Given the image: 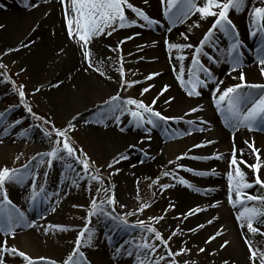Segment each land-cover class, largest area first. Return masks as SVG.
<instances>
[{"label": "snow or ice", "instance_id": "snow-or-ice-1", "mask_svg": "<svg viewBox=\"0 0 264 264\" xmlns=\"http://www.w3.org/2000/svg\"><path fill=\"white\" fill-rule=\"evenodd\" d=\"M164 5V17L169 21L170 24H174L177 20L180 23L191 19L192 16H197L196 20H193L188 27V33H180V36L185 43L170 42L168 39L164 40L169 52L172 50H191L190 67L187 69V79L185 63L184 61L189 59L188 56L178 55L175 60L179 62L178 68L174 65L173 71L177 73L176 79L179 82L181 88L186 92L188 97H199L202 92L201 89L209 88L211 85V97L212 103L217 111L221 113L224 118L225 126L230 127L235 131L239 130L240 127H244L249 131L254 129L264 130V84H249L246 82L245 74L243 71H239L238 76L232 77L238 79L240 83L225 86L223 80L214 79L212 70L205 65L201 57L206 58L208 62L212 64H218L221 62L220 58H214L208 52L205 51L207 47H213V37L216 32L219 31L225 37H228L232 42L228 45L226 62L230 63L231 71L236 72L241 63L243 53L240 51L242 47V41L239 38V32L236 29V25L232 19L229 18V12L235 11L239 13L242 9H246L250 0H160ZM62 5L64 13L66 33L69 38L80 51L82 63L84 64V71L97 72L101 77L111 80L112 77L106 76L105 71L102 70L103 61H96L94 59L93 51L90 47L91 43L101 36H111L113 32L126 27H151L159 23V21L150 18L149 14L145 9L135 5L131 0H59ZM144 5H148L149 0H143ZM261 4H264V0H260ZM3 5H0L2 8ZM31 7H37L35 3ZM134 14V19H129L128 12ZM251 16V28L250 35L256 36L258 33L264 39V6L253 7L250 13ZM214 18L210 27L203 33L202 38L199 39L198 43H191L189 41L190 34L193 29L201 27L202 21H207L208 18ZM138 21H142L138 25ZM35 30V29H33ZM171 32L172 29L168 28ZM136 35H139L137 33ZM135 39L134 35H129L121 40H118L116 47L111 48L113 52H121V46L129 40ZM32 41L31 43H34ZM23 47H29V44H23ZM9 51H19V49H9ZM264 52V47L257 49L258 62L262 67L260 68L261 74L264 75V55L260 53ZM108 59H111L109 57ZM120 67L116 69L119 73V79L115 81L118 85L116 94L109 96L103 101L101 105H98L99 115L101 119H104L106 113L108 116L113 118L117 124H119L121 117L128 115L131 117V123L136 128L144 129L146 133V139L151 140L150 133L151 128H157L161 126V122L167 124L169 121H177L182 117H172L163 114L161 111L156 109L157 101L161 96L164 95L169 89V85H163L161 90L157 93L150 103H145L143 99L134 97H122L121 91H126L128 88L133 87L139 81H128L126 79V73L124 71L123 56L118 58ZM6 67L0 64V68ZM203 74V75H202ZM159 72L150 73L145 77L146 80H152L154 77L159 76ZM231 75V72L228 73ZM62 83V82H61ZM51 87H59V84H52ZM150 87H144L139 95L144 96L145 93L150 91ZM244 89H253L259 92L256 96L253 92H246ZM15 90L18 93L20 104L23 105L25 110L30 113L34 119L43 120L42 117L37 116L32 112L31 106L25 101L24 86H15ZM35 91H40L37 87ZM174 97H169L164 100L165 104H171ZM199 107H192L189 113H196L200 111ZM3 114L0 113V116ZM73 119H76L74 117ZM45 124H50V121L44 120ZM19 120L16 124H20ZM187 123L192 124L193 121L189 120ZM201 124L206 125L208 122L205 120L200 121ZM146 125H150L151 128H145ZM75 130V124L71 121L68 126L64 129H58L55 125H51V130H43L45 137L49 138L51 147L50 150L45 153H40L38 156L41 161L47 157L46 165L51 168L53 162L56 160H64L66 157L75 161L76 164L81 166V170L88 180L95 181L101 186L104 184V180L98 174H92V168L94 162L83 152V149L77 150L71 143L68 133ZM124 131L123 128L120 129ZM199 131H205V128L201 127ZM190 134V133H186ZM55 139H52V137ZM145 139H139L138 144L143 145ZM215 143V141L209 140L207 144ZM244 144L250 150V154L254 157L255 163H248L243 159L244 150H239V159L237 156V149L235 147V136L233 135V144L228 160L229 171L227 172L228 181V202L236 207L237 204L242 206V210L239 211L236 219L240 223L241 228L246 227L245 236L249 233L252 236L260 235L264 237V231L261 226H264V194H250L246 190L253 189L258 186L264 190V161L261 160V152L255 146V142L245 140ZM205 144H197L194 147H204ZM131 149H136L137 144L129 146ZM144 152L145 159H141L139 163L143 164L146 159L151 158L146 150L143 148L139 149ZM79 151V156L76 155ZM187 154L178 155L175 161H169V163L176 164V169H182L188 172H193L191 168H184L183 165L177 163L186 157ZM129 155L120 154L118 157H114L111 162L108 163L107 167L112 169L115 165L120 164L122 161L129 160ZM222 159L223 154H217L214 157H191V159ZM33 157V160H36ZM247 168L252 172L253 179L250 181L246 172L242 169ZM72 166L69 165V168ZM131 167H136L135 164ZM25 169L28 165L24 166ZM119 168H116L115 172H109V177L118 174ZM195 175L204 176L208 175L206 172H195ZM214 174V172H213ZM163 176H171L177 180V183L188 188L192 185L184 178L177 177L175 171H164ZM43 176L47 178L48 172L45 171ZM23 175L21 170L10 169L8 167H0V233L3 236L15 237L16 229L22 227L29 228H40L35 221H30L25 212L21 211L16 204L9 198L8 191L6 190V183H22ZM159 178L152 180V185H156ZM75 183V181H74ZM111 184V181L109 180ZM139 181H137V184ZM151 186V185H150ZM175 184H160L161 191L167 190L170 187H175ZM32 191L30 193V200L35 202L41 193L45 192L43 186H39L36 183L34 177L31 183ZM111 188L114 189L115 185L111 184ZM38 189V190H37ZM101 188H97L99 193ZM105 193L104 199L99 197H92L90 200V208L87 211V224L82 231H79L75 238L73 248L61 264H91L87 259L85 252L82 247H91L96 239V234L93 229L88 225L91 224L92 217H106L116 223L118 227L139 229V242L134 237L132 241H126L124 244L114 248V253L117 256L127 254L128 256L135 255L137 264H180L177 257L186 255L192 251V249L181 246L179 250H174L171 247V241L174 237L183 235L182 229L177 227L172 230L170 234L165 237L164 234L158 230L155 226L160 221L164 220L165 215L169 210H174L175 203L169 201L168 207L163 210L164 215L149 217L148 221L137 219L135 223H129L128 218L136 216L138 217L144 211L151 207L149 203H138V207L133 211H126L123 214L116 212L118 201L115 197V192L112 191L111 195H108L109 189H103ZM199 191V189H196ZM58 195V193H57ZM235 197V199H233ZM99 200V202H98ZM249 202H255L253 206H248ZM218 203V202H217ZM216 207V204L210 205ZM73 207H77L73 205ZM120 208H125V205H119ZM203 208H190L186 213H181L180 216L174 217L176 220H186L190 216L197 215L201 211H205ZM52 211H56V208H52ZM215 219V218H213ZM208 224H212L213 220H208ZM205 227V224H199L195 228L189 229V232L195 233L199 229ZM58 230L61 232L68 231L67 227L61 225L48 224L47 228L44 229L47 234L49 231ZM222 235L220 231L210 235L205 241V245L210 244L218 236ZM186 241L182 242V245H186ZM228 244L227 241L221 245L225 247ZM245 244L248 246V259L250 264H264V249H261L259 245L253 246V243L249 240H245ZM131 245V248L128 247ZM133 249L135 251H133ZM198 251L203 253L206 251L205 247H199ZM6 255H12L23 259L25 264H57L55 260H50L45 257H39L33 259L30 255L26 254L22 250H18L15 246H10L7 240H0V264H6ZM184 264H189L188 261H184ZM224 264H228L227 261Z\"/></svg>", "mask_w": 264, "mask_h": 264}, {"label": "bare ground", "instance_id": "bare-ground-1", "mask_svg": "<svg viewBox=\"0 0 264 264\" xmlns=\"http://www.w3.org/2000/svg\"><path fill=\"white\" fill-rule=\"evenodd\" d=\"M33 3H35L37 7H31ZM0 5H3V7L0 8V22L7 25L5 29V36H7L5 39L6 43H10L14 40L19 25L32 20L40 23V25L36 26L38 31L36 30L33 33L29 32L28 35L32 34L25 38L27 40L29 39L28 41L12 45L9 49L18 48L19 51L15 52L19 53L27 49V47L24 48L22 46L23 44H30L32 40L35 41L33 46L42 52V55H40L42 60L49 62L54 60V63L58 66L61 81L57 82V84L60 82L62 83L59 84V87H55L57 91L63 93L65 96L77 95L78 97L83 98L89 104V110H92L99 103V100L96 102L98 97H93L90 92L96 90L100 95L109 96L116 94L118 85L115 81L117 78L111 60L108 59L109 48L101 41H97V43L92 42L90 45L94 54V59L96 61H103L102 70L105 71L106 76L112 77L111 80L101 77L97 72L91 70L84 71L85 66L82 63L80 51L67 36L64 13L59 0H0ZM148 6L150 7L152 14L150 18L159 21L158 24L153 25L155 33L144 27H140V29H120L116 32V38L121 37V39H123L129 35L135 36V39L127 41V43L122 46L136 47V49H138V51H136L139 53L140 61L146 62L148 66L153 68L151 69V73H160L159 76L154 77L152 80H143L146 82V85L149 84L150 86H154L150 88L149 95H151V98L157 95L163 85H169L168 91L157 101L156 109L168 116L182 117V119L177 121H169L170 129H164L163 135L158 139H156L157 137L155 138L152 136L154 135V130L151 127H148L151 128L150 133H148V135L151 136L149 144L152 145L153 141H155L161 144L162 147V150L151 148L149 151L150 155L153 157V163H158L159 161V163H162L161 161L164 160L163 157H165V159H171L178 155L187 154L184 159L177 163L183 165L184 168H191L194 170L193 172H188L183 170V168L176 169V164L165 168L164 171H175L177 177L186 179L192 185L191 188L180 185L177 183L176 179L168 176L170 184H175L176 186L170 187V193L172 196L166 201V204L168 207L169 201H171L175 203L176 207L174 210H169L167 213L169 214V218L175 220V222L181 223L183 233H189V229L195 228L199 224H205L204 228L199 229L195 233H190L197 238L195 237L193 240H191V238L186 240V245H188V247H205L206 251L203 253L210 254L211 256L215 254L216 260L219 259L222 264H224L225 261H227L228 264H250L248 259V246L245 244V240L249 239L253 243V246L258 244L261 249H264V247L258 235L252 236V234L249 233L245 236L246 227H240L241 222L237 221L236 216L239 211L242 210V206L237 204L236 207H233V205L228 202V160L232 150L234 135L238 159L239 150L243 149V159L248 163L256 162L254 157L250 154V150L244 144L245 140H254L255 146L262 154L261 160L264 161V130L254 129L249 131L244 127H240L239 130L234 132L232 128L226 127L223 116L215 109L212 103L211 85L209 88L201 89L202 94L199 97H188L186 95V92L181 88L176 79L177 73L172 69L174 65L177 68L179 66V62L175 60L176 56H188L189 59L184 61L186 70L185 78L187 79V69L190 67L191 50H172L169 52L164 44V40L168 39L170 42L185 43L180 36V33L183 32L187 34L189 24H191L193 20H196L197 16H192L191 19L184 23H180L177 20L174 24H170L163 15L164 5L160 0H149ZM259 6H264V4L260 3V0H250L246 9H242L239 13L234 10L229 12V18L238 22L237 31L239 32V38L242 41V47L240 50L244 52V56L241 58L242 63L236 72H232L230 63L226 62L227 48L232 41L217 31L222 39L217 45V53L215 54L217 55V58H220L221 62L218 64H210V69L214 74V79L224 81L221 88L240 83L238 79L232 78L238 76L239 71L244 72L247 83L264 84V75H262L260 71L262 66L259 65L257 53V49L264 47V41L261 39L262 37L259 33L256 36L250 35V29L255 31V29L251 28L250 13L253 7ZM49 10L50 13L55 16V21L53 23V20L51 21L50 19L37 16L39 13H45ZM213 19L214 18L210 17L207 21H202L200 28L192 30L189 41L187 42L194 44L198 43L199 39L202 38L203 33L208 27H210V23ZM168 28H171L172 31L169 32ZM12 30L15 32H13L15 36H10ZM137 33H139V35H136ZM32 36L34 39L32 38L30 40V37ZM260 55H264V52L260 53ZM202 58L203 57H201V59ZM204 61H206V59ZM229 72H231V75H228ZM252 90L253 89H244L246 92ZM253 94L258 96L259 92H253ZM169 97H174L175 99L172 100L171 104H165L164 100ZM192 107H199L201 110L196 113H191L190 115H185V113L190 112ZM202 110H207L208 112L202 116ZM127 120L128 117L121 118L119 124H117L113 118H109L104 123L106 129H98L91 123H89L91 124L89 126L93 128L89 129L92 133L101 137L100 141L107 146V152L118 155L125 151L128 146H130L131 142L142 138L146 140V133H143L142 129L136 128L135 125L131 123V120L128 122ZM189 120L193 121V123H187ZM201 120H205L208 123L206 125L201 124ZM201 127L205 128V130L210 128L211 132H213L212 135L207 138L203 133H195L193 134V137H198L200 141L192 143H189L188 141L182 143L176 138V133L179 132V129H183L186 132L189 130L201 132L199 131ZM121 128L124 129L123 132L120 131ZM162 137L168 139V141L161 140ZM209 140L215 141V143L207 144V141ZM197 144H205L206 146L194 147V145ZM170 151L171 154H169ZM221 153L223 154L222 159H191V157L194 156L214 157ZM241 167L251 181L253 179L251 170L243 168V165ZM151 168V165L148 167L143 166L141 168L137 166L134 168L130 167V176L133 180L139 175V169L141 176V172H143L144 175L150 172ZM195 172H206L208 175L199 176L195 175ZM262 173H264V169H262ZM68 180L69 177L64 176L63 174L54 178V188L59 189V191L57 190L58 195L56 193L50 198L48 204L49 207L52 205L51 203L59 204V194H62L63 183L58 182H67ZM195 186H201L202 189L205 188L207 190L195 192ZM127 190L128 194L130 193L129 196L134 194L132 189L130 190L128 188ZM246 191L250 194H264V190L260 189L258 186ZM18 199L19 197L16 201H18ZM233 199H235V197H233ZM212 204H216L217 206L211 207L210 205ZM254 204L255 202H249L248 206H253ZM197 207L206 210L199 212L197 215L190 216L186 220L181 219L178 221L174 219V217L180 216L181 213H186L190 208ZM217 209L218 211H216ZM215 212H219L220 216ZM216 217H218V220L214 223L216 219L213 218ZM50 218L51 215H49L48 219ZM210 219L213 220L212 224L207 223ZM108 221L112 222L106 217H95L92 223L100 222L99 224L102 225L105 224L104 222ZM46 222L47 220H44L42 223L38 224L41 226L40 228H29L25 226L16 229V235L22 240L20 242L21 247L23 246L29 250L28 243L32 241V243H34L39 238V233L46 226ZM109 228L110 225L108 224V226L101 229V231H105V233H102L108 237L107 242L111 240L110 236L115 232ZM261 228L262 231H264V226H261ZM120 229L123 231L125 230V228L119 227L118 231H120ZM211 231L212 233L209 234ZM217 231L224 233L225 236L216 238L210 244L205 245L204 241ZM203 237L206 238L203 239ZM8 239L9 236H3V234L0 233V240ZM229 240L231 242L229 247H221L225 241ZM184 241L185 240H176V243H182ZM115 242L117 245L119 244L118 246L124 244V242L118 240ZM216 244L218 247H216ZM128 247L131 248L130 245H128ZM133 251L135 250L133 249ZM26 252L29 254V251ZM212 253L214 254L212 255ZM92 257L93 258L89 260L92 264H95V258L98 260L99 264H137L135 255L128 256L127 254H124L117 256L113 249L106 247L104 244L98 243H96V248H94Z\"/></svg>", "mask_w": 264, "mask_h": 264}, {"label": "rangeland", "instance_id": "rangeland-1", "mask_svg": "<svg viewBox=\"0 0 264 264\" xmlns=\"http://www.w3.org/2000/svg\"><path fill=\"white\" fill-rule=\"evenodd\" d=\"M131 2L145 9L149 16L152 15L150 7L144 5L143 0H131ZM127 14L129 19L135 18L134 14L130 11ZM37 16L50 19L51 21L53 20L52 23L55 21V16L50 13V10L45 13H39ZM232 21L237 29L238 22L234 19H232ZM137 23L139 25L144 22L138 21ZM38 25H40V23L34 20L19 25L14 40L10 43H6L5 39L7 36H5V29L7 25L0 22V64L6 66L2 68L4 71L2 73L0 72V113L3 114L0 116V167L6 166L10 169L21 170L22 172V183L10 182L5 185L9 198L12 201L14 200L13 203L16 204L21 211L25 212L30 221H35L37 224H40L42 221L47 220L46 226L39 233V238L34 243H32L33 241L28 243L29 250L23 246L21 247L20 242L22 240L16 233L14 238L9 236L7 241L10 246H15L18 250H22L26 254H28L26 251H29L28 255L33 259L45 257L50 260H55L57 263H61L73 248V242L78 232L82 231L87 224V211L90 208L91 198H106L103 191L104 188L109 189L108 195H111L112 191L115 192V197L118 201L116 207L117 213L123 214L126 211H133L138 207V203L151 204V207L138 217H129L128 220L130 224L135 223L137 219L148 221L149 217L164 215L163 210L167 208L166 201H168L172 195L170 193V188L161 191L159 185L170 184L169 178L163 176L162 173L165 168L174 165L169 163V161H175L177 156L171 159H165V157H163L164 160L161 161L162 163H159L160 161L158 163H153V157L150 155L149 151L151 148L162 150L161 144L153 141L152 145H150L149 140L146 139L144 144L140 145L137 143L138 140H136L130 144H137L136 149H131L128 146V148L121 153L129 155V160L122 161L112 169H109L107 167L108 163L120 154L114 155L107 152V146L100 141L101 137L92 133L89 129L93 128L89 126L91 124L98 129H106L104 123L111 117L106 113L105 118L101 119L97 106L101 105L109 95H100L96 90L90 92L93 97H98L96 102L99 100V103L92 110H89V104L83 98L77 95L65 96L63 93L57 91L55 87H51L52 84H57V82L61 81L58 66L54 63V60L50 62L42 60L40 56L42 52L38 48H35L33 43H30L29 47L22 52L17 53L15 51H9L10 46L28 41L29 39L27 40L25 38L29 37L34 31H38L36 28ZM135 28L140 29L139 26L126 27L124 29ZM144 28L155 33L154 26ZM13 32V30L10 32V36L14 35ZM29 32L32 33L28 35ZM116 32H113L111 36H101L93 42L97 43V41H101L109 48L108 55L111 57L110 60L117 80L120 78L119 73L116 71V69L120 67L118 58L122 55L126 79L128 81H139V83H136L126 91H121L122 97H134L143 99L145 103H150L153 99L151 95H149L150 91L145 93L143 97H141L139 93L144 87H150V85H146V82L143 80L151 73V69L153 68L148 66L146 62L140 61L139 53L137 52L138 49L134 46H121V52L111 51V48L116 47L118 40H121V37L116 38ZM33 36L30 37V40ZM221 39V35L216 32L213 37L214 46H206L205 48V51L207 49L206 52L214 58H216V56L213 53H216L217 45L220 43ZM205 59L206 58L203 57L202 61ZM204 62L205 65L210 68V64L212 63L207 60ZM20 85L24 86L26 103L31 106L32 112L42 117L43 120L34 119L33 116L25 110L23 105L17 103L16 100L19 96L15 90V86ZM37 87L40 88L38 92L35 91ZM251 92L258 93L257 90H252ZM207 112V110H202V116ZM74 117H76V119H73ZM125 117H128L127 122L131 120V117L128 115L122 116L121 118ZM17 120L21 123L16 124ZM44 120L50 121V124H45L43 122ZM70 121L75 124V130L68 133L72 145L77 150L83 149V152L94 162L92 174H97L96 170L99 169L98 174L104 180L103 186L95 181L88 180L87 177L84 176L81 166L70 158L66 157L64 160H56L53 162L52 167L48 168L46 165L47 157L44 158V161H41L38 156L40 153L49 151L51 147L49 138L45 137L43 130H51V125H55L58 129H64L68 126ZM148 127L151 126H145V128ZM169 127V122L167 124L161 122L160 127L152 128L154 130V135L152 136L158 139L163 135L164 129H170ZM142 131L145 133L144 129H142ZM189 131L190 134H186L189 133ZM189 131L186 132L183 129H179V132L176 133L177 140L182 143L185 141L192 143L200 141L198 137H193L195 133H203L207 138L213 133L210 128L203 132ZM52 139H55V137L53 136ZM161 140L168 141V139L163 137ZM140 148L146 150L149 157H151L146 159L143 164L139 163L141 159H145L144 152L140 151ZM169 154H171V151ZM76 155H80L79 151H77ZM33 157L37 159L33 160ZM133 164L140 168L151 165L152 168L150 172L144 175L143 172H141V176L139 169V175L132 180L129 169ZM25 165H28L27 169L24 168ZM69 165L72 167L69 168ZM116 168L120 169L119 173L109 177V172H115ZM45 171L48 172L47 178L43 176ZM61 174L68 176L69 180L67 182H58L63 183L62 194H59V204L51 203L52 205L49 207L50 198L59 191V189L54 188V178ZM34 177L36 178L38 187L43 186L45 188V192L41 193L35 202L31 201L29 198L32 191L31 183ZM157 178H159L158 183L152 185V180H156ZM109 180L111 184L115 185L114 189L111 188ZM137 181H139L138 184ZM97 188H101L99 193L97 192ZM128 188L130 190L132 189L134 193L131 196H129L130 193L128 194ZM196 189H199V191H196ZM204 190L206 191L207 189H202L201 186L194 187L195 192H202ZM18 197L19 199L16 201ZM73 205L77 207H73ZM119 205H125L126 207L120 208ZM52 208H56V211L53 212ZM216 211H218V209ZM215 213L217 215L220 214L219 212ZM49 215H51L50 219H48ZM94 218L95 217L91 218L92 222ZM215 219L216 221H214V223L217 222L218 217ZM92 222L88 226L95 231L96 239L91 247H82L88 260L93 258L92 254L94 248H96V243L104 244L106 247L114 250V248L119 245L116 244V240L125 243L126 241H132L135 237L137 242H139V229L125 228L124 231H118L117 225L113 221L104 222L105 224L102 225L99 224L100 222L94 224ZM48 224L61 225L67 227L69 230L61 232L54 229L46 234L44 229L47 228ZM108 224L110 225L109 229L115 231L112 233V236H110L111 240L108 241L109 243L107 242L108 237L102 233H105V231H101V229L108 226ZM155 226L165 237L177 227L182 229L181 223L175 222V220L169 218L168 213L165 215L164 220L160 221V223ZM190 233L191 232H186L183 233V235L174 237L171 241V247L174 250H179L181 246L188 247V245L176 243V240L186 241L190 238L193 240L196 236ZM211 233L212 231L209 234ZM224 236V233H222V235L217 238ZM258 236L264 247V237ZM206 237H203V239ZM227 242L228 244L224 248L229 247L231 244L230 240ZM216 247H218V245ZM188 248L192 249L190 253L177 257L180 264H184V261H188L189 264H222L219 259L216 260L214 253H212V255L214 254L213 257L210 254L199 252L198 247L194 248L190 246ZM5 260L6 264H25L22 258L12 255H6ZM95 264H99L96 258Z\"/></svg>", "mask_w": 264, "mask_h": 264}]
</instances>
